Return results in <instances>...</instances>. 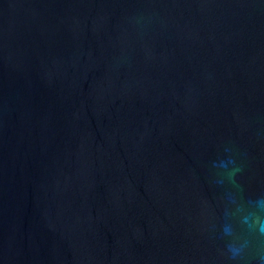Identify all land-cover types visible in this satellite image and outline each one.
Returning <instances> with one entry per match:
<instances>
[{"label":"water","instance_id":"95a60500","mask_svg":"<svg viewBox=\"0 0 264 264\" xmlns=\"http://www.w3.org/2000/svg\"><path fill=\"white\" fill-rule=\"evenodd\" d=\"M0 264H264V0H0Z\"/></svg>","mask_w":264,"mask_h":264}]
</instances>
